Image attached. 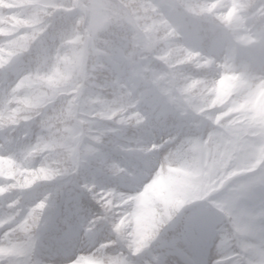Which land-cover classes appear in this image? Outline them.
<instances>
[{
	"label": "clouds",
	"instance_id": "9594fccd",
	"mask_svg": "<svg viewBox=\"0 0 264 264\" xmlns=\"http://www.w3.org/2000/svg\"><path fill=\"white\" fill-rule=\"evenodd\" d=\"M0 264H264V0H0Z\"/></svg>",
	"mask_w": 264,
	"mask_h": 264
}]
</instances>
